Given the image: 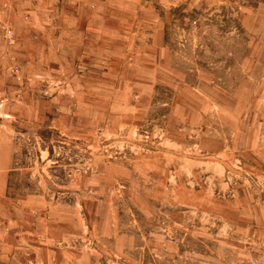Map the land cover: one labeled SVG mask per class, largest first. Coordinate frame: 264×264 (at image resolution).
<instances>
[{
  "label": "rangeland",
  "instance_id": "1",
  "mask_svg": "<svg viewBox=\"0 0 264 264\" xmlns=\"http://www.w3.org/2000/svg\"><path fill=\"white\" fill-rule=\"evenodd\" d=\"M77 2L0 0L3 45L30 16L72 30ZM105 15L119 79L0 69V242L31 245L16 264H264V0Z\"/></svg>",
  "mask_w": 264,
  "mask_h": 264
},
{
  "label": "crops",
  "instance_id": "2",
  "mask_svg": "<svg viewBox=\"0 0 264 264\" xmlns=\"http://www.w3.org/2000/svg\"><path fill=\"white\" fill-rule=\"evenodd\" d=\"M95 4L104 6L103 10H98L97 13L92 12ZM77 5L79 6L77 15L67 16L65 19L68 22L69 18H73L72 30L54 29L56 22L61 23L64 14L58 15L59 20L56 22L53 18L43 20L47 24H40V26L37 25V19L30 16L29 23L25 24L28 27L27 30H16L15 36L12 27L11 36H8L5 30L4 36L7 35L6 37L11 41L8 42L5 39L6 45H3L4 40L0 37V69L11 67L15 68V72L20 69L27 73V71H43L49 65H54L62 71L71 70L72 79L75 80V85L81 93L85 92V81L89 77L96 76L108 80L117 77L119 79L122 73L121 70L113 68L111 42L113 32L106 24V18L109 16L105 15V6L111 5V0H78ZM85 6L87 9L89 7L92 13H84ZM46 17L48 18V15ZM49 22L53 30H48ZM64 79H67L66 75ZM11 114L16 118L26 117L21 113ZM1 189L0 197H7L4 193L5 185ZM1 206L3 205L0 204V208ZM11 207L13 214L9 212L15 215L16 207L15 205ZM30 227L14 225L10 231L15 234L24 232L26 236H34L38 225ZM29 232H33V235H29ZM30 246L21 244L16 235L9 243L2 240L0 242V264L5 263V260L7 264H16V254L26 248L29 249Z\"/></svg>",
  "mask_w": 264,
  "mask_h": 264
},
{
  "label": "built area",
  "instance_id": "3",
  "mask_svg": "<svg viewBox=\"0 0 264 264\" xmlns=\"http://www.w3.org/2000/svg\"><path fill=\"white\" fill-rule=\"evenodd\" d=\"M7 33L11 34L12 33V30L10 28L7 29ZM14 70V69H12Z\"/></svg>",
  "mask_w": 264,
  "mask_h": 264
}]
</instances>
